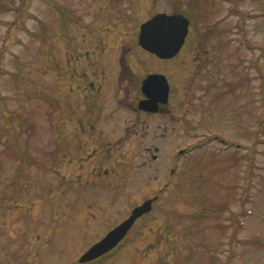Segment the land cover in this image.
<instances>
[{"label": "rangeland", "instance_id": "rangeland-1", "mask_svg": "<svg viewBox=\"0 0 264 264\" xmlns=\"http://www.w3.org/2000/svg\"><path fill=\"white\" fill-rule=\"evenodd\" d=\"M161 11L190 20L166 72L173 116L152 121L157 134L165 126L171 132L122 144L126 160L114 149L124 174L73 171V156L89 166L95 155L87 153L97 147L76 138L82 110L75 104L95 97L85 99L89 81L110 91L118 49H127L130 63L142 55L139 25ZM115 114L113 127L134 117ZM198 143L180 158L176 183L160 193L168 154ZM60 162L80 174V186L50 198L54 187L41 190L57 179ZM153 194L143 234L104 264H131L130 257L135 264H264V0H0V264H62L68 250L94 244ZM78 198L75 221L67 208ZM60 214L67 224L54 237L49 215Z\"/></svg>", "mask_w": 264, "mask_h": 264}, {"label": "flooded vegetation", "instance_id": "flooded-vegetation-1", "mask_svg": "<svg viewBox=\"0 0 264 264\" xmlns=\"http://www.w3.org/2000/svg\"><path fill=\"white\" fill-rule=\"evenodd\" d=\"M189 33L190 32H188L187 37ZM187 37L179 52L170 58H159L158 56L145 50L138 44L137 39V46L139 47L138 51H140L142 55L135 56L134 62H132V60L130 63L125 60L123 55V53L127 52V49L125 48V50H121V48H119L117 51L118 54H116V59L113 61V67L116 71L113 73V76L110 79L112 82L109 91L110 93L107 91V85L105 88H100L99 86L95 87L94 82H88L90 86V91H86L85 95L87 98L85 99L89 100L90 94L92 96L94 95L95 97H93V99L91 98L90 102H85L83 107L78 103L75 104L78 110H82V114L81 116H79L80 114L78 111L77 118L74 120V133L76 138L80 141L85 140L86 142H92L94 143V145H97V147L94 150L91 149V151L87 153L88 157H92L95 155L93 162H88L89 166H85L84 163L80 162L79 160L82 159V161H84L87 157L74 158L73 156L71 161H69L70 164L75 163L73 171L78 170L81 167L82 169L90 168L91 176L94 174L111 173V169H113V173L124 174V166L120 165L119 161L114 160L115 157L112 156V152L114 149L121 155L122 159L126 160V158H124L125 151L123 150L124 152L122 153V144L132 142L134 140L136 142H143L146 138L149 140H154L156 138L157 140L164 139V137L167 136L169 132H171V130L168 131L167 126H165L161 130L162 132H160V134H157L156 132L159 128V125H157L156 128H153L152 121H154V117L158 118L161 116H173L172 112L175 108L172 107V105L170 104V99L174 91V84L172 83V85L170 83L169 76H167V70L169 69V65L174 61L173 59H176L179 53L181 54V51L188 40ZM195 42L196 47H199L201 40L196 39ZM122 45L123 44H120V46ZM195 57L198 58L197 62H199L200 67L206 66L207 62L203 57L196 55L192 56V59ZM160 61L166 62L165 65H158V62ZM149 62L155 63L156 66L149 65ZM177 63L181 64V67H186L185 60H178ZM192 63L193 61L188 63V69L190 70L192 69ZM152 73H160L166 77L168 83L166 93L164 89V84L162 83L161 79H154L148 84L146 88H143V82L145 81L147 76ZM107 93H109L110 96H108ZM82 99L84 100L83 95ZM111 107L112 109L107 112V110ZM117 110L119 112H123V110H130L134 113V117L129 118V121L131 122L130 125L126 123L127 121H125L124 123H120L118 121L115 127H113L114 122L116 121L115 111ZM119 116L120 114L118 115V117ZM108 122H110V130H106L104 128L106 127ZM169 126L170 128L174 127L173 125ZM182 149L183 151L180 154H178V152L175 153V151L169 153L171 154L170 156L168 154V162L166 166L168 171L166 170V172H164L160 185L157 187V190L160 193L165 189L169 188L170 185L176 183V175L178 172L177 164L180 158L186 153V149ZM51 152H54V150L50 151V154ZM113 161L114 165H119V170H117L118 168L114 170V165L112 168ZM124 163L126 162L122 161L121 164ZM36 167L38 166L36 165ZM65 167H63V162H60L59 170L56 172L57 179L55 181H52L50 184H42L43 188L41 192H44V190L47 191V188L54 187L55 190H51L49 193V197L52 198L53 193L55 191L57 192V190H61L60 195H63L62 192L64 191V189H67L69 191H77L79 189L81 178L80 174L78 172L73 173L72 168L69 169L68 167L66 168V171H64L63 169H65ZM91 178L93 180H102L100 178ZM154 195L156 194H153V196ZM74 202L76 203H72L67 208V210L73 213L72 216L70 215L72 220L74 219L75 221H77V217L74 215V210H78L80 205V199H75ZM92 202L98 203V199L94 201L92 200ZM133 207L134 206H132L128 213L120 220H113L110 225L105 228L101 236L98 237V240L105 236L110 230L115 228L125 219H127ZM39 208H42V205L39 204ZM59 211H61L62 214L64 210L63 208H59ZM61 214L57 216L56 220H51L52 216L49 215L47 229H49L50 231L51 229H56V232L52 231L51 233L54 237L58 236L61 232H63V229L61 227L67 224L66 220L68 218H66V215ZM145 216L146 215L143 214L134 219L123 239L111 251L99 257H96L95 259H92L90 261L79 262L80 255L91 244H89L86 248L80 251L76 250L75 248H71V250H68V252L65 254V262L63 261L62 264H104L107 261L110 262L111 260H116L118 258L117 256L120 254V251H122L124 248H127L130 242L134 243L137 238L143 234L142 218ZM41 217L43 218L42 215ZM68 225H73L76 227V223L73 221H68ZM51 226L53 228H51ZM41 237V235H38L36 236V239H38V243L40 242V244L38 245L39 249L41 248V250H43L45 248L44 245L46 242L43 241L41 243ZM39 257L40 253L35 256L36 260H39ZM130 259L131 264L136 263L135 260H133L134 258L132 259V257H130ZM27 264H36V262Z\"/></svg>", "mask_w": 264, "mask_h": 264}, {"label": "water", "instance_id": "water-1", "mask_svg": "<svg viewBox=\"0 0 264 264\" xmlns=\"http://www.w3.org/2000/svg\"><path fill=\"white\" fill-rule=\"evenodd\" d=\"M188 26L189 20L182 13L157 12L140 25L139 45L160 58L173 57L183 45ZM154 79L162 80L166 93L167 79L160 73L149 74L143 82V88H146ZM153 199L155 198L147 199L135 206L127 219L90 246L80 256L79 261H88L112 249L123 238L134 219L151 209Z\"/></svg>", "mask_w": 264, "mask_h": 264}]
</instances>
